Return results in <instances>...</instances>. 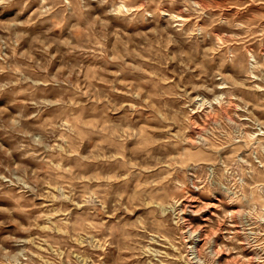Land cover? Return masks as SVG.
Returning <instances> with one entry per match:
<instances>
[{
  "label": "rangeland",
  "instance_id": "1",
  "mask_svg": "<svg viewBox=\"0 0 264 264\" xmlns=\"http://www.w3.org/2000/svg\"><path fill=\"white\" fill-rule=\"evenodd\" d=\"M0 264H264V0H0Z\"/></svg>",
  "mask_w": 264,
  "mask_h": 264
}]
</instances>
